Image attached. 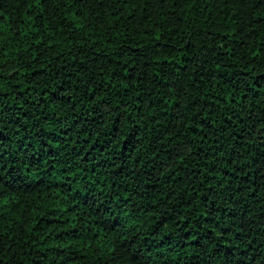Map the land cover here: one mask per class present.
<instances>
[{
	"label": "trees",
	"instance_id": "trees-1",
	"mask_svg": "<svg viewBox=\"0 0 264 264\" xmlns=\"http://www.w3.org/2000/svg\"><path fill=\"white\" fill-rule=\"evenodd\" d=\"M0 264H264V0H0Z\"/></svg>",
	"mask_w": 264,
	"mask_h": 264
}]
</instances>
